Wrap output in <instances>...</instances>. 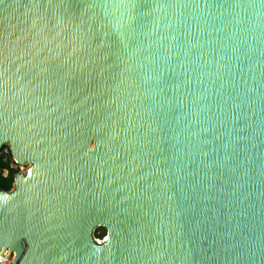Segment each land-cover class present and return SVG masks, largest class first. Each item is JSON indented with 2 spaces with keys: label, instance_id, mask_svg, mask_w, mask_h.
Segmentation results:
<instances>
[{
  "label": "water",
  "instance_id": "water-1",
  "mask_svg": "<svg viewBox=\"0 0 264 264\" xmlns=\"http://www.w3.org/2000/svg\"><path fill=\"white\" fill-rule=\"evenodd\" d=\"M4 146L15 264H264V0H0Z\"/></svg>",
  "mask_w": 264,
  "mask_h": 264
},
{
  "label": "trees",
  "instance_id": "trees-1",
  "mask_svg": "<svg viewBox=\"0 0 264 264\" xmlns=\"http://www.w3.org/2000/svg\"><path fill=\"white\" fill-rule=\"evenodd\" d=\"M7 169L8 175L3 176V171ZM19 170H13L10 168V164L0 161V190L11 191L14 188L15 179ZM97 239L101 240L107 235V231L104 228L98 229Z\"/></svg>",
  "mask_w": 264,
  "mask_h": 264
},
{
  "label": "built area",
  "instance_id": "built-area-1",
  "mask_svg": "<svg viewBox=\"0 0 264 264\" xmlns=\"http://www.w3.org/2000/svg\"><path fill=\"white\" fill-rule=\"evenodd\" d=\"M1 160L4 163L10 164V168L13 169V170H19V168H21V169L23 168V167H21V166H19L18 164L15 163V161L13 160L12 154H11V150H10V148L8 146H4L0 150V161ZM7 175H8V170L5 169L3 171V176L6 177ZM0 264H15V263H13L12 261L0 256Z\"/></svg>",
  "mask_w": 264,
  "mask_h": 264
},
{
  "label": "rangeland",
  "instance_id": "rangeland-1",
  "mask_svg": "<svg viewBox=\"0 0 264 264\" xmlns=\"http://www.w3.org/2000/svg\"><path fill=\"white\" fill-rule=\"evenodd\" d=\"M27 168H28V166H25V167H23L22 169L21 168H19V171L20 172H22V171H26L27 170ZM98 229L96 230V232H95V237L97 236V234H98ZM107 235H108V233H107ZM107 235L103 238V239H101V241H103L106 237H107Z\"/></svg>",
  "mask_w": 264,
  "mask_h": 264
}]
</instances>
